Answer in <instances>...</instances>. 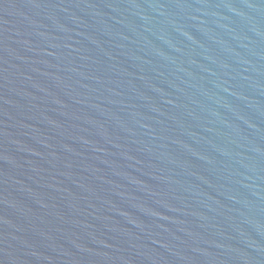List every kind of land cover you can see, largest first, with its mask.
Returning <instances> with one entry per match:
<instances>
[{
    "label": "water",
    "instance_id": "1",
    "mask_svg": "<svg viewBox=\"0 0 264 264\" xmlns=\"http://www.w3.org/2000/svg\"><path fill=\"white\" fill-rule=\"evenodd\" d=\"M0 264H264V0H0Z\"/></svg>",
    "mask_w": 264,
    "mask_h": 264
}]
</instances>
